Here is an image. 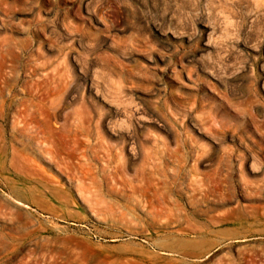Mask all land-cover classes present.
Masks as SVG:
<instances>
[{
	"label": "rangeland",
	"instance_id": "374dc122",
	"mask_svg": "<svg viewBox=\"0 0 264 264\" xmlns=\"http://www.w3.org/2000/svg\"><path fill=\"white\" fill-rule=\"evenodd\" d=\"M86 7L98 9L95 19ZM34 82L66 86L50 97L56 120L49 128L28 119L35 127L22 129L21 101ZM262 86L264 0H0V264H264V191L242 190L235 170L222 192L208 195V215L220 223L192 237L110 185L103 159L107 124L111 166L126 178L144 183L169 172L172 162L153 161L152 135L166 133L168 147L184 151V130L206 107L214 131L252 135L262 163L249 161L247 177L260 181ZM120 136L141 142L128 166L116 153ZM216 145L197 172L212 176L220 145L242 149L229 137ZM192 158L189 151L176 181L184 205ZM62 163L87 164L94 181L78 188Z\"/></svg>",
	"mask_w": 264,
	"mask_h": 264
},
{
	"label": "bare ground",
	"instance_id": "6f19581e",
	"mask_svg": "<svg viewBox=\"0 0 264 264\" xmlns=\"http://www.w3.org/2000/svg\"><path fill=\"white\" fill-rule=\"evenodd\" d=\"M123 9H125V8H123ZM86 10H87V13L89 14V16H91V18H93V19L96 18L94 14H97V10H98L97 8L96 9L94 8L93 10L89 11V9L86 7ZM122 11H124V10H122ZM138 49H139V46H138ZM40 51H42V50H40ZM188 54H186V56ZM153 60L156 61V58H153ZM64 86H66V85H64ZM64 86H63V84L57 83V82L56 83H35V82L32 83V85L30 86L31 88L29 90V94H28L29 97L22 99L21 106L19 109L18 119L20 118L19 123H21V125H22L21 128L22 129H27V128L32 129L33 127H35V126L32 127L30 125L31 122H28V119L36 120L37 123L42 122L43 124H46L49 128L50 124H52L53 118H54V120H56V118L54 117L56 112L51 110L52 109V106H51L52 99L50 97L52 95H54L55 91L59 92ZM261 91L264 92L263 86L261 88ZM116 92H115V94H116ZM63 94H64V92H63ZM117 94H118V92H117ZM63 96H65V95H63ZM58 99H60L59 96H58ZM61 100H62V98H61ZM189 106H191V105L189 104ZM137 108H138V106H137ZM142 109H143V107H142ZM189 110H190V108H189ZM58 111H60V110H58ZM208 111H210V110H206V107H203L201 112H200V116H196L195 121L193 123H189V126L187 125L186 129L184 130V134L182 133L183 137L181 138V144L186 149V150L184 149V151H181L178 148L171 150L170 147H168L167 141L165 140V139H167V137L165 138L166 133H164L165 135H163V133H161L160 131H159L160 132L159 133L157 131L158 134L152 135L153 142L156 146V151L154 152L155 157H152L153 161H154V159L163 160V161L165 160L168 162H172L173 166L171 167V170L169 172L166 169L165 170L162 169L161 170V176H158V177L152 178V179L149 178L144 183H141L138 179L126 178L127 176L125 177L122 170L119 169V165L118 166L117 165L111 166V162L113 160V153L111 152L112 151L111 148L113 146L112 147L110 146L109 141H110L113 133H112L111 129L108 127L109 125L106 124V126H105V133H106L105 141L107 143V147H106V149H103V151L105 150L104 151V157H103V159H104V171H105V175H106L110 185H114L120 192H123L124 194L135 195L139 199V201H141L143 203V206H145V208H147L152 214H154L155 216H158V217H160V216L164 217V223H166V224L173 223L175 226V229H174L175 232L179 233L180 235H184V236L188 235V236H192V237H200V236L205 235L209 232L208 225H215L217 223H220L219 219L217 218L218 215L217 216L214 214H213L214 216H212V214L208 215L209 210H210L209 205H208L209 204L208 195L212 191H218V192L221 191L220 188L222 185H220V184L223 182H226L229 179L233 170H235L237 172L238 182H239L242 190H244L248 193H250V191L251 192L252 191H264V169L262 167H261L262 179L260 181H252L247 177V173L248 172L252 173V171H253L251 169V167L253 166L252 163H254V162H258L260 164L262 163V161L258 155V151H257L259 145L257 146V143L252 138L251 134H248V133H246L240 129H230V128L225 126L226 128L222 127L219 130L214 131V129H213L214 127H213V124L211 123V118H210L211 113ZM144 112H146V111H144ZM128 115L130 116V114H128ZM134 116H137V115L134 114ZM139 116H141V115H139ZM123 117H124V115H123ZM123 120H125V119H123ZM110 121H112V120H110ZM126 121H127V119H126ZM140 122L141 121H139L137 123H140ZM122 125H123V123H122ZM59 126L61 127V129H63L62 125H59ZM59 126H56L54 128L57 129V128H59ZM110 126H111V124H110ZM113 126H114V123H113ZM101 127H102V125H101ZM161 127L164 131L167 132V128L164 124H161ZM39 129L40 128H37V130H39ZM158 129L159 128H157V130ZM52 130H53V128H52ZM58 131H60L59 133H61L60 128ZM38 132H36L35 134H37ZM62 132H64V131L62 130ZM149 132H150V130H148V133ZM145 134L149 135L150 133L147 134V132L145 131ZM198 135L201 136L202 139H204L206 141L198 140L196 138V136H198ZM76 136H78V134H76ZM76 136H74V137H76ZM120 137H121L120 142L117 145L118 148H115L117 150V152L116 151H114V152L117 153L118 159H120L121 161L122 160L125 161L123 165H125V163H126V165L128 166L129 164H133V158L135 156L136 148H137L138 144H140L141 142L139 141L140 139L137 140L138 138L128 141V139L124 138L123 136H120ZM145 137H147V139L150 140V136L149 137L145 136ZM227 137H229L232 141L237 142L239 147H241L242 149L238 150V152H237V150L225 149V147L220 145V148H221L220 149V156L218 157V160L216 159L217 161L215 160L217 163L214 162L215 165L217 164V166H215L216 170L213 172L212 176L197 172L195 164H202V165L206 164L207 165L208 162L212 161V159L214 158V155H216V151H217L216 141H218V142L220 141L223 143ZM115 138H117V137H115ZM102 140H104V139L102 138ZM117 141H118V139L116 140V142ZM151 141H152V139H151ZM45 143L46 142H43V144H45ZM75 143H76V141H75ZM103 143H104V141H103ZM147 146H148V144H147ZM51 148L52 147H50L48 150H51ZM140 148H142V147L140 146ZM189 151L193 154V158H192L193 164H192V170H191V175H190V177H191L190 178L191 189L187 193L186 202L184 205L181 203L182 189L176 190L175 187L177 186L176 181L179 180L180 178H183L182 174L187 168L186 167V159H187V153ZM12 152H13V159L12 160H15V157H16L15 155L17 153H16V149H15L14 145H12ZM137 154H138V152H137ZM20 156H21L20 157L21 158L20 159L21 165H25V163L27 161L26 160L27 157L24 154H21ZM215 158H217V157H215ZM235 160L237 162V166H234ZM30 161H31V159H30ZM249 161H250L251 167L248 168L247 163ZM136 162H137V160H136ZM15 163H16V161H15ZM143 165H145V163H143ZM136 166L137 165L135 163L134 167L136 169H138ZM142 166H141V170L143 169ZM154 166L155 165H152V167H154ZM30 167H34V166L30 165L29 169H31ZM134 167H133V169H134ZM34 168H33L34 170L38 171V168L37 169H36V167H34ZM120 168H122V166ZM18 169H21V167H18L17 170ZM222 169H224V171H225L224 173L222 172ZM34 170H33V172H34ZM60 170L63 172V174L66 175L68 180H71L72 178L74 180L76 179V181L78 183V188H80V189H84L85 188L84 186H86V183L87 182L91 183L92 181H94V178H95V171L93 170V168L88 166L87 164L85 165L84 163H81L77 167L72 166V165L67 164V163H62ZM39 171H42V170L39 169ZM27 173H28V171H27ZM140 173H141V171H140ZM34 174L39 175V173H35V172L33 173V175ZM128 176H130V175H128ZM45 179H47V178H45ZM212 181H214V182L212 183ZM50 182H52V181H50ZM224 184H225L224 186H226V183H224ZM202 217L204 218L206 223L205 222L203 223V221L200 220V218H202ZM184 255L185 256H193V257L199 256L197 254H190V255L184 254Z\"/></svg>",
	"mask_w": 264,
	"mask_h": 264
}]
</instances>
